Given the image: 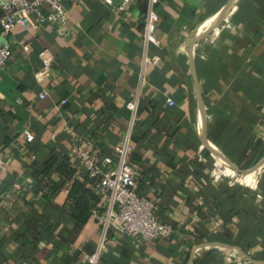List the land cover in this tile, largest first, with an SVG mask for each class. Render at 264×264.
<instances>
[{
  "label": "crops",
  "instance_id": "obj_1",
  "mask_svg": "<svg viewBox=\"0 0 264 264\" xmlns=\"http://www.w3.org/2000/svg\"><path fill=\"white\" fill-rule=\"evenodd\" d=\"M119 2L65 0L62 28L0 27L13 52L0 68V264H87L100 230L74 205L93 194L74 145L90 139L101 158L127 129L136 189L172 230L113 231L99 264H264V0H158L160 45L147 47L149 0Z\"/></svg>",
  "mask_w": 264,
  "mask_h": 264
},
{
  "label": "built area",
  "instance_id": "obj_2",
  "mask_svg": "<svg viewBox=\"0 0 264 264\" xmlns=\"http://www.w3.org/2000/svg\"><path fill=\"white\" fill-rule=\"evenodd\" d=\"M81 1L82 0H71ZM113 7V0H99ZM65 0H0V27L3 34H9L21 27L23 30L37 31L42 27L62 28L66 25L68 11ZM158 0H149L146 23L142 33L144 45H160L157 37L158 14L155 4ZM131 0H120L115 10L125 11L130 7ZM27 44L21 45L23 52L29 51ZM13 55L9 46L0 44V68ZM50 64L43 61L42 67L34 74L37 80L46 76ZM47 89H42L38 98L48 95ZM138 97L126 105L136 117ZM65 103V101H64ZM169 106L174 101L168 100ZM26 142L31 143L35 137L28 131L21 133ZM52 139L56 135L52 134ZM132 133L130 129L124 132L122 142L112 147L113 154L101 158L92 150L91 140L79 138L74 145V152L82 167L92 180V190L98 196L97 204L92 208V214L99 226L100 237L92 252L87 257V264H99L105 251L110 234L118 232L121 235L142 240H160L170 235L172 228L159 218V198L152 200L136 189L135 167L130 163ZM7 168V161L0 148V172ZM170 264H177L172 262ZM179 264V263H178Z\"/></svg>",
  "mask_w": 264,
  "mask_h": 264
},
{
  "label": "trees",
  "instance_id": "obj_3",
  "mask_svg": "<svg viewBox=\"0 0 264 264\" xmlns=\"http://www.w3.org/2000/svg\"><path fill=\"white\" fill-rule=\"evenodd\" d=\"M55 160L54 159H51V162H54ZM59 172L61 171L62 169V173L65 172L66 170V164H61L59 167ZM70 173H72L70 170H69ZM68 171H66V173L69 174ZM93 192V190H92ZM75 199V207L78 208V210L80 211V216H88V213H91L92 211V208L97 204L98 202V196L96 195L95 192H93V194H91V196L88 197V201L86 203V200L83 199L82 195L78 196L76 195V197H74ZM90 199L91 201H93L92 203H90ZM90 203V204H89Z\"/></svg>",
  "mask_w": 264,
  "mask_h": 264
}]
</instances>
